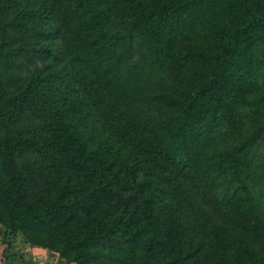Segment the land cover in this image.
Instances as JSON below:
<instances>
[{
  "label": "trees",
  "instance_id": "1",
  "mask_svg": "<svg viewBox=\"0 0 264 264\" xmlns=\"http://www.w3.org/2000/svg\"><path fill=\"white\" fill-rule=\"evenodd\" d=\"M0 226L63 264H264V0H0Z\"/></svg>",
  "mask_w": 264,
  "mask_h": 264
},
{
  "label": "rangeland",
  "instance_id": "2",
  "mask_svg": "<svg viewBox=\"0 0 264 264\" xmlns=\"http://www.w3.org/2000/svg\"><path fill=\"white\" fill-rule=\"evenodd\" d=\"M26 246L21 234L11 235L0 226V264H30L22 253Z\"/></svg>",
  "mask_w": 264,
  "mask_h": 264
},
{
  "label": "crops",
  "instance_id": "3",
  "mask_svg": "<svg viewBox=\"0 0 264 264\" xmlns=\"http://www.w3.org/2000/svg\"><path fill=\"white\" fill-rule=\"evenodd\" d=\"M22 253L30 264H63L57 253L40 247L27 245Z\"/></svg>",
  "mask_w": 264,
  "mask_h": 264
}]
</instances>
